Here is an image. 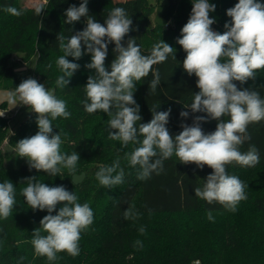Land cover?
<instances>
[{
	"label": "trees",
	"instance_id": "1",
	"mask_svg": "<svg viewBox=\"0 0 264 264\" xmlns=\"http://www.w3.org/2000/svg\"><path fill=\"white\" fill-rule=\"evenodd\" d=\"M59 1L44 0L26 6L19 0H0V89L16 88L27 79L16 69L14 58L17 54L23 62L33 60V78L37 77L39 83L54 90L57 98L67 103L71 116L53 120V132L60 133L64 141L62 154L70 155L74 151L79 154L76 173L84 171L85 176L81 182L74 183L67 169L57 176L29 169L27 160L18 156L16 143L39 130L36 114L32 112L9 133L12 111L6 101H0V112L5 113L0 116V183L10 180L16 188V204L11 215L0 219V264H264V120L248 126L251 139L241 148V151H247L250 145H255L260 162L255 167L240 166L235 162L226 166L229 175L238 176L247 185V199L239 203L235 212L195 196L194 189L202 187L206 177L213 172L207 165L200 169L195 164H182L173 155L164 161L161 174L153 173L146 180L137 179L139 166L130 167L125 159V152L134 146L122 148L120 141L108 139L109 118L105 113L89 114L84 110V87L88 77L95 73L85 67L91 62L86 47L82 46L85 54L79 60L67 57L80 65L69 78L70 83L63 89L55 85L56 77L62 75L55 61L63 55L57 36L63 33L69 37V28L64 22L68 5ZM91 1L99 7L104 19L115 8L113 0ZM258 2L264 4V0ZM209 3L216 5L215 11L209 14L215 19L211 27L221 33L225 23L231 21L226 10L234 7L238 0H209ZM41 5L44 10L37 15L35 7ZM5 6L16 7L23 15L13 16L3 11ZM192 7L193 0H167L162 10L164 23L150 26L148 18L152 5L147 0H138L136 43L142 54H149L152 46L161 40L170 44L175 52V59L170 55L165 62L153 66L161 78L154 94L149 89L153 79L151 72L136 82L134 99L140 106V123L152 119L153 105H159L158 112L170 108L167 127L173 136L182 131V123L191 125L195 116L207 115L193 113L185 107L192 103L194 93L199 89L197 77L189 76L183 69L186 53L176 41ZM114 48L115 45L108 44L105 66L109 71L116 57ZM49 63L51 69L47 67ZM235 83L240 88L257 91L264 98V69L257 71L254 81L249 80L243 85ZM181 111H187L189 116L181 117ZM216 125V120L209 119L201 126L209 133L215 131ZM3 145H6L5 151ZM117 159L124 169L123 183L112 188L101 186L96 172L101 166H111ZM33 176L50 187L63 185L78 196L79 203L87 202L92 208L94 221L81 234L78 256L61 252L57 261L49 262L46 257L35 254L32 233L40 227V220L48 212L33 210L21 195V189L27 186L26 179ZM61 206L57 205V212ZM129 207L140 213L139 219L124 218L123 213ZM208 211L212 212L214 220L207 218ZM140 226L146 229L144 235L138 231ZM137 240L142 241V247H134Z\"/></svg>",
	"mask_w": 264,
	"mask_h": 264
},
{
	"label": "clouds",
	"instance_id": "2",
	"mask_svg": "<svg viewBox=\"0 0 264 264\" xmlns=\"http://www.w3.org/2000/svg\"><path fill=\"white\" fill-rule=\"evenodd\" d=\"M88 0H81L77 7L70 5L64 15L66 24H73L86 17V27L70 37L59 33L57 41L63 55L56 61L62 73L55 79L57 88L63 89L70 83V77L80 65L71 62V56L79 60L85 51L91 54L88 69L95 70L84 87V110L93 114L102 111L108 116V139L121 142L122 148L134 147L125 152L129 166H139L137 179L146 180L153 173L164 171L163 163L173 155L182 164H195L203 169L205 165L213 172L206 177L202 187L194 189L195 196L208 204L219 203L230 212H235L239 203L247 199V185L236 175H229L226 166L236 163L240 166L255 167L260 162L259 151L250 145L241 151L245 142L251 139L248 126L264 120V98L251 88H240L249 80H255L257 71L264 69V4L258 0H238L226 10L231 18L226 22V31L220 33L211 27L215 23L209 14L216 5L209 0H193L191 15L181 29L177 43L186 56L183 69L197 77L196 87L190 108L193 113H206L195 116L193 123L181 124L182 131L173 136L167 125L171 109L156 111L159 105L151 108L152 119L140 123V106L134 99L136 82L152 73L149 89L154 94L161 78L153 66L165 62L171 55L175 59L174 48L161 40L152 46L149 54H142L134 38L127 45L122 41L132 30V19L122 7H115L105 19L104 24L89 15ZM43 6H36L35 13L40 15ZM3 11L19 17L22 10L5 6ZM114 43L115 59L111 70L105 66L108 44ZM49 69L52 64L47 65ZM7 100L13 105H25L36 114L38 131L31 137L16 143V152L25 158L29 169L43 171L51 176L62 174L67 169L70 176L77 172L80 156L77 152L70 155L61 153L64 141L60 133L53 132L52 121L58 117L68 119L71 113L67 103L57 98L54 90L45 87L36 79L23 80L14 91L7 93ZM5 113H0L3 116ZM180 116L187 118L189 113L181 111ZM224 117H228L227 120ZM216 120V129L205 133L202 123ZM112 130H116L113 132ZM119 170V171H118ZM124 169L117 159L111 166H101L96 179L101 186L112 188L123 183ZM27 186L21 189L27 204L33 210H47L48 214L40 220V227L34 229L31 244L39 257L55 262L58 253L66 252L72 257L80 254L81 234L93 224L94 213L89 203L78 202V196L63 185L52 186L39 182L35 176L26 179ZM16 204V188L10 180L0 183V219H7ZM57 205L59 207L56 211ZM56 212L55 215L52 213ZM125 219H139L140 213L134 207L127 208ZM207 218L214 217L208 211ZM144 235L146 229H138ZM46 233V234H42ZM142 247V241H135L134 247Z\"/></svg>",
	"mask_w": 264,
	"mask_h": 264
},
{
	"label": "rangeland",
	"instance_id": "3",
	"mask_svg": "<svg viewBox=\"0 0 264 264\" xmlns=\"http://www.w3.org/2000/svg\"><path fill=\"white\" fill-rule=\"evenodd\" d=\"M40 1L44 0H19L20 4L26 5V6H34ZM167 0H147L149 4L152 5V13L148 18L149 25H156V24H162L164 23V19L162 16V10L163 6L166 3ZM60 4L66 3L68 7L70 5H76L77 7L81 3V0H71L69 3L68 0H60ZM62 2V3H61ZM115 3V7H122L126 10L129 18L132 19V30L124 37V40L122 41L123 45H127V42L130 38H134L135 41L136 39V27H137V13H138V0H113ZM89 9V15L93 16L97 22L104 24L105 19L102 17V13L94 3L92 4L91 0H88V5ZM86 17H81V20L78 22H74L73 24H67L68 25V32H69V37L77 31H82L86 27ZM80 22L82 23V26H80ZM214 31H218L217 29H213ZM226 31V29H223L221 33ZM113 44L114 43H109ZM21 55L17 54L15 61L17 62L16 69L21 71V73L24 74L26 78H33L34 74L32 72V66H33V60H28V61H22L21 60ZM15 88H8V89H0V101L4 100L7 102L8 108L12 111L11 117L9 120V125H8V132H12L16 125L23 119L27 118L28 115H30L32 112L28 108V106L25 105H13L10 104L7 100V93L9 91H14ZM2 113V112H1ZM8 149V148H7ZM2 150H6V145L2 146ZM9 150V149H8Z\"/></svg>",
	"mask_w": 264,
	"mask_h": 264
},
{
	"label": "water",
	"instance_id": "4",
	"mask_svg": "<svg viewBox=\"0 0 264 264\" xmlns=\"http://www.w3.org/2000/svg\"><path fill=\"white\" fill-rule=\"evenodd\" d=\"M84 176H85V172L84 171H81L80 173H76V174H74L72 176V181L74 183H79V182H81L83 180Z\"/></svg>",
	"mask_w": 264,
	"mask_h": 264
},
{
	"label": "built area",
	"instance_id": "5",
	"mask_svg": "<svg viewBox=\"0 0 264 264\" xmlns=\"http://www.w3.org/2000/svg\"><path fill=\"white\" fill-rule=\"evenodd\" d=\"M37 77L33 78V79H36ZM1 113V112H0ZM3 113V112H2ZM195 263H197V261H195Z\"/></svg>",
	"mask_w": 264,
	"mask_h": 264
}]
</instances>
